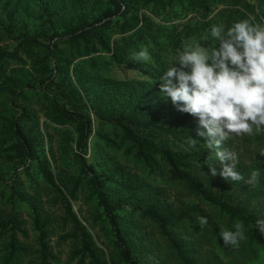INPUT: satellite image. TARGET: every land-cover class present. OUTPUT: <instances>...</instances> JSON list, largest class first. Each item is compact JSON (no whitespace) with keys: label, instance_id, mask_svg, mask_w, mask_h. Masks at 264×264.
<instances>
[{"label":"trees","instance_id":"16d2710c","mask_svg":"<svg viewBox=\"0 0 264 264\" xmlns=\"http://www.w3.org/2000/svg\"><path fill=\"white\" fill-rule=\"evenodd\" d=\"M248 17L264 25V0H0V264H59V246L66 264H214L199 263L191 239L201 233L192 230L232 257L219 233L237 222L253 231L252 247L257 219L225 199L237 181L211 175L214 150L197 136V118L159 94V77L186 43L215 47L212 25ZM141 50L147 60L136 59ZM159 182L218 220L197 206L174 208ZM79 193L95 208L107 252L73 212Z\"/></svg>","mask_w":264,"mask_h":264},{"label":"clouds","instance_id":"9594fccd","mask_svg":"<svg viewBox=\"0 0 264 264\" xmlns=\"http://www.w3.org/2000/svg\"><path fill=\"white\" fill-rule=\"evenodd\" d=\"M210 37L215 47L200 42L186 43L173 62L159 77L160 97L174 108L198 120L197 136L214 150L221 165L217 173L226 181L244 177L236 170L237 153L224 147L233 136L264 132V25L248 17L230 26L214 24ZM138 61L147 60L146 50L135 53ZM198 140L188 137L190 149ZM199 227L208 224L197 217ZM255 229L264 235V219H257ZM225 246L237 248L245 240L244 226L237 222L234 230L219 233Z\"/></svg>","mask_w":264,"mask_h":264},{"label":"rangeland","instance_id":"374dc122","mask_svg":"<svg viewBox=\"0 0 264 264\" xmlns=\"http://www.w3.org/2000/svg\"><path fill=\"white\" fill-rule=\"evenodd\" d=\"M113 73L117 75V77L132 78V75H134V73L130 71L121 72L115 70L113 71ZM148 104L154 103H152V101H148ZM154 109H156V106L154 107ZM243 139H246V142ZM232 140L233 143L230 145L229 148L227 145L230 143H226V146L224 147L237 153L239 161L238 168L240 169H238L236 165V170L238 172H240L241 170L249 171H247L246 174L243 175V180L237 181V185L223 188L225 191V199L233 205H239L243 209L245 214H251L256 219H264V132L254 133L252 135H243L241 137L233 136ZM115 159H117V161H121L118 158ZM120 163L123 162L121 161ZM213 163L215 164L217 171H220V163L217 160H215V162ZM52 166L55 171V166L53 164ZM125 172H128L129 176L131 177H136L139 175V171L129 164H125ZM139 179L143 181V179ZM220 180L231 183V180L226 181L219 175V181ZM146 182V184H148V181ZM153 186L156 185L153 184ZM157 186L158 187L156 189H161L163 191L164 199L167 201V203L172 204L174 208H178L177 204L175 203H179V206L182 205L185 206V208L197 206L200 209L204 210L207 214H209L211 216V219L218 220V213L214 210V208L203 204L197 199L185 196L182 190L170 189L175 187H170L166 189L164 185H161V182H159ZM215 190L217 189L215 188ZM45 198L46 197L42 199L44 203L46 202ZM86 198L87 197L84 194H77V200L72 202L73 212L86 227L87 231L92 236L96 245L103 251L107 252V241L100 230L102 224L98 220L95 221V218L97 216L96 213H94L95 208L86 200ZM22 217L26 221L28 227V223L30 221L28 220L26 212L22 213ZM195 229L197 230L193 229V233L194 231L195 234L201 233L199 235H194V239H191L194 243L198 245L199 263L210 260L214 262V264H264V235L260 234V232H257L258 235L256 238V243L252 247H250V244H248L247 241L249 237L253 234V231L248 229L245 232L246 238L243 242H241L240 246L237 248L231 246L232 251L230 255L232 257H229L228 255L226 256L223 254L218 245L213 242L212 238L209 237L206 232H201L200 230H198V227ZM149 234L154 233L152 231ZM149 234L148 236L150 237ZM189 235L192 234L189 232ZM51 236L52 237L50 239V245L54 246L57 240V236H53V234ZM32 243L33 241L31 242V244ZM54 252L57 255L58 263L66 264L68 258L67 247H55ZM27 260L24 261L22 264H28ZM158 263V259L155 258L149 264Z\"/></svg>","mask_w":264,"mask_h":264}]
</instances>
